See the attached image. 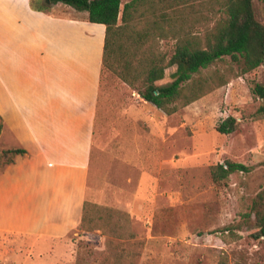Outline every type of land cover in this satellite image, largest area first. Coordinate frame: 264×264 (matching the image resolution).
<instances>
[{
  "label": "rangeland",
  "instance_id": "374dc122",
  "mask_svg": "<svg viewBox=\"0 0 264 264\" xmlns=\"http://www.w3.org/2000/svg\"><path fill=\"white\" fill-rule=\"evenodd\" d=\"M38 5L61 16L85 15L49 0ZM253 9L264 26V0H254ZM162 27L165 37L156 34L153 44L167 61L176 34L172 27ZM186 32L202 45L200 25ZM242 69V61L225 57L201 70L190 83L212 89L184 107L171 102L176 111L169 115L103 72L86 201L116 211L109 222L118 224L121 236L80 229L65 240V249L33 255L26 251L27 241H20L22 246L0 231V264H218L221 259L226 264H264V239L253 237L256 228L244 218L264 188V120L256 117L262 102L252 93L255 84L264 83V64L248 73ZM175 70L167 67L155 84L170 83ZM217 72L225 84L214 87ZM227 117L236 119L237 128L220 134L216 129ZM7 147L0 121V153ZM226 160L249 172L214 183L211 168Z\"/></svg>",
  "mask_w": 264,
  "mask_h": 264
},
{
  "label": "crops",
  "instance_id": "0c3cea01",
  "mask_svg": "<svg viewBox=\"0 0 264 264\" xmlns=\"http://www.w3.org/2000/svg\"><path fill=\"white\" fill-rule=\"evenodd\" d=\"M84 13L0 0V121L7 149L25 151L0 173V231L33 255L80 231L105 36Z\"/></svg>",
  "mask_w": 264,
  "mask_h": 264
},
{
  "label": "trees",
  "instance_id": "16d2710c",
  "mask_svg": "<svg viewBox=\"0 0 264 264\" xmlns=\"http://www.w3.org/2000/svg\"><path fill=\"white\" fill-rule=\"evenodd\" d=\"M40 1L30 0L31 8L47 12L48 6H36ZM49 1L53 5L62 4L86 12L88 22L103 24L105 36L101 75L109 72L135 90L144 101L168 115L176 111V107H169L171 102H182L181 106L184 107L212 89L198 82H190L194 75L216 65L223 58L228 57L233 62L242 61L243 73L264 64V26L255 18L254 0H130L122 8V0ZM162 25L172 27L176 34L174 52L167 61L164 55L155 51L153 44L155 35H160L163 29ZM199 25L204 32L202 45L186 32ZM171 66L176 67L173 80L166 85H156L157 81L163 79L164 70ZM212 84L214 87L225 84L219 72ZM252 93L262 102L256 110V117L264 120V83L255 84ZM236 128V119L227 117L216 130L228 135ZM95 151L93 129L90 165ZM24 152L22 149L3 150L0 153L2 171L12 162L13 156ZM237 172L247 173L249 168L226 160L213 166L210 174L214 183H220ZM117 215L116 211L85 201L80 229L86 233L101 230L105 235L119 236L116 233L118 224L109 222ZM244 218L247 225L256 228L253 237L264 239V188L256 194L250 212ZM116 263H119V259ZM218 264H226V260L221 259Z\"/></svg>",
  "mask_w": 264,
  "mask_h": 264
}]
</instances>
